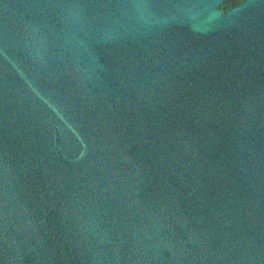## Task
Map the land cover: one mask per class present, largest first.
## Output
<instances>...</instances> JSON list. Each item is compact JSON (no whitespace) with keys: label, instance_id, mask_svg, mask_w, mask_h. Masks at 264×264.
<instances>
[{"label":"water","instance_id":"1","mask_svg":"<svg viewBox=\"0 0 264 264\" xmlns=\"http://www.w3.org/2000/svg\"><path fill=\"white\" fill-rule=\"evenodd\" d=\"M0 264H264V0H0Z\"/></svg>","mask_w":264,"mask_h":264}]
</instances>
